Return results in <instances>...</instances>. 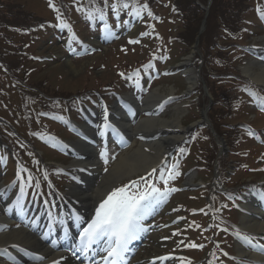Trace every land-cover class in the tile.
I'll return each mask as SVG.
<instances>
[{"label": "bare ground", "instance_id": "6f19581e", "mask_svg": "<svg viewBox=\"0 0 264 264\" xmlns=\"http://www.w3.org/2000/svg\"><path fill=\"white\" fill-rule=\"evenodd\" d=\"M67 64L73 67L72 63L68 62ZM246 72L250 73V76L253 77L256 82L264 83V68L260 67V70H257V72L254 69L248 68L246 69ZM189 79L191 81L192 87L197 85L198 79L195 76L191 75L189 76ZM160 101V96L155 93L150 95L149 98L142 105H151L152 103L154 104L155 102L158 103ZM117 112L119 114L120 119L123 120L125 117L124 113H121L119 111ZM134 118L135 116L129 117V119L127 120V127L126 124H124L125 132L127 133L126 139L128 142L136 141L135 138L138 136V133L143 134L145 136H155L160 133L162 135L161 138L157 142L148 141L146 143H143L142 148H135L134 146L132 149H130L121 156V158L117 161L115 167H113V169L106 175H104L103 173H99L97 168H93L92 173L94 174V178H98L100 176L97 183H95V179H92V181H90V175H86L84 169H82L80 174L84 175V186L79 188L77 192H72L74 196L70 200L79 201V205L77 206L78 211L88 212L89 210H91L96 204V202L102 197V194L109 188H112V185L120 179L132 176V174H135L139 171H147L154 167L157 164L160 155L164 154L163 151L165 146L167 144L173 145L177 143L186 130L182 126L178 118L170 121L166 118L160 117H152L145 119L139 122L137 128L135 129L133 128V126H131V121H133ZM77 144L84 151L87 150L90 153H94L93 151L89 150L84 143L81 142ZM147 147H150L151 149L158 148L157 153H144ZM91 163L92 160L85 159L81 161V163H78V165H84L85 167L90 168ZM93 163L95 164V162ZM189 181H193L192 176L189 177ZM247 208L248 210L252 208L256 211L255 218H250L251 214L248 213L246 216H244L242 220V225L246 229H251L259 233L261 231H264V218L262 219L263 216H261L262 214L260 213V211H258V209H255L251 205H247ZM11 242H23L32 245L33 247L38 246V244H41L34 235L28 233L22 228L11 229L8 232L0 235V245H6ZM40 246L43 245L41 244ZM43 248H45V246H43ZM259 259L261 260L262 258L259 257Z\"/></svg>", "mask_w": 264, "mask_h": 264}, {"label": "snow or ice", "instance_id": "6c2138e0", "mask_svg": "<svg viewBox=\"0 0 264 264\" xmlns=\"http://www.w3.org/2000/svg\"><path fill=\"white\" fill-rule=\"evenodd\" d=\"M105 5H107V0H105ZM55 7V5H50ZM113 9L129 8V3L121 0L120 3L112 5ZM101 11V19H103V11ZM136 15H140V11H136ZM261 17L264 18V13H261ZM131 43H136V41H130ZM139 74V70H137ZM121 76H125V73H120ZM130 78V77H129ZM250 91L255 97L257 106L264 110V97L260 96L258 93L252 91L251 89H246ZM107 126V125H106ZM249 134H252L251 132ZM183 151V149L181 150ZM103 155V153H102ZM156 169H153V173ZM151 175V174H150ZM176 173L169 171L168 179L174 178ZM29 181L32 177L29 176ZM144 177H141L143 180ZM164 183H168V179L161 176ZM39 188V184L36 185ZM132 188L139 187V181L131 182ZM129 185H124L123 187H118L112 191L103 202L100 203L99 207L96 209L95 218L90 224L83 230L82 243L84 245V250L91 247L94 243L102 240L108 241V248L106 249L107 257H102V259L112 258L109 264H116L118 258H122L128 251L129 243L138 238V234L144 231L142 221L145 217L146 208L148 203L152 200H157L159 202H164L167 200L168 194L172 191H178L174 188L161 189L156 187L155 184H150L148 190L145 191H130ZM21 195L24 194L23 188L20 189ZM47 204V201H44ZM248 239V237H244ZM167 239V238H165ZM192 247H203V245H190ZM227 255V254H226ZM157 259H169V257H158ZM52 264H59V261H53Z\"/></svg>", "mask_w": 264, "mask_h": 264}, {"label": "rangeland", "instance_id": "374dc122", "mask_svg": "<svg viewBox=\"0 0 264 264\" xmlns=\"http://www.w3.org/2000/svg\"><path fill=\"white\" fill-rule=\"evenodd\" d=\"M26 2H28V6L31 9H34L36 11L39 12V14H41L42 16L45 17H50L52 15L51 11L48 10V4L47 2H45V0H24ZM42 9V11L39 10ZM28 20L31 22H34L35 20H37V17L35 15H29ZM216 26V25H212ZM166 31L169 33L168 28L166 29ZM90 36V35H89ZM92 38H94L92 36ZM61 44L59 41L55 42V44L47 46L44 42L39 43V45H35L32 48V51H41L42 54H47L49 57H52L53 61H51L50 66L46 69V70H41L38 69V73L42 72V73H46V72H54L56 74L61 73L64 74L63 76L65 78H69L70 79V85H72V87H70L69 85V89H73V88H88L89 85L93 84V83H97V80L101 77H104L105 75L108 74L107 71H102L99 68V61L101 60H106L111 54H112V48L110 50L107 51V49L103 50V53L100 55H96L93 56L91 58L88 59H72L70 62H72L73 67H71L69 64H67V60L68 57L65 55V49L61 48ZM36 46H38V48H36ZM107 53V55H105ZM105 55V56H103ZM142 55L141 51L137 52L135 55H130L127 56L128 59L133 58L132 61L134 60H138L139 57ZM112 56V55H111ZM57 57V59L55 58ZM110 58L107 62L110 64V68L114 69L116 63H117V58H115V60L113 62H111ZM191 56H188L186 58H184V61H182L181 65L185 64V63H189V68L194 69L195 71H197V69L199 68V65L195 64V61L192 59ZM193 63V65H191ZM39 67V66H38ZM188 67V66H187ZM186 73V70L183 72ZM41 75V74H40ZM95 75H97L98 77H96ZM96 77L95 81L94 78ZM87 79V80H86ZM177 80H172V79H167L164 82L162 81L156 88L157 91H159L160 93H165V94H171L172 89L174 88L175 90H179L182 91L184 89V84L182 83H177ZM174 83L175 84L174 86ZM214 86H219L222 90H226L224 86H221L219 83L213 82ZM67 86V85H65ZM189 88V87H188ZM191 90H188L187 92H189V95L192 93L190 92ZM192 95V94H191ZM189 97H192V96ZM196 99L195 97L191 98L190 100H186L185 102H180V103H176L174 106H179V107H171V110L167 113L168 117H177L178 115L182 116L183 118V123H187V117L191 115V110L188 109L189 104H191V102ZM201 100L202 103L199 106V110L198 112H202L203 109V104L205 103V96L201 95ZM206 106V105H205ZM187 114H189L187 116ZM195 115V114H193ZM248 119L251 120L253 119V113H251L249 115H247ZM255 117V116H254ZM220 141V140H219ZM142 172L136 173L134 174L132 177H135L137 175H140ZM131 178V177H130ZM130 178H126L124 180H122V182L126 181L127 179ZM179 199L180 201H184L185 200V196L183 193H181L180 195H178L177 197V201ZM176 205V204H175ZM174 211V210H172ZM167 217V216H166ZM173 218V216H169L168 219L165 220V222H169L171 219ZM166 226V225H165ZM163 227V226H162ZM171 232V228L169 229V231L167 233Z\"/></svg>", "mask_w": 264, "mask_h": 264}]
</instances>
